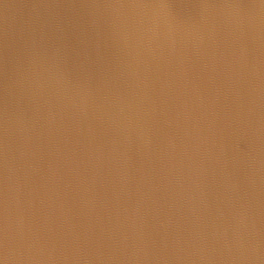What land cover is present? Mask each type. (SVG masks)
<instances>
[{"label": "water", "instance_id": "water-1", "mask_svg": "<svg viewBox=\"0 0 264 264\" xmlns=\"http://www.w3.org/2000/svg\"><path fill=\"white\" fill-rule=\"evenodd\" d=\"M0 264H264V0H0Z\"/></svg>", "mask_w": 264, "mask_h": 264}]
</instances>
